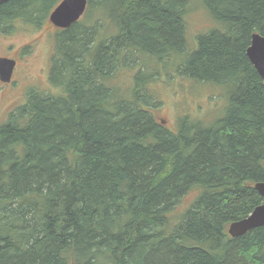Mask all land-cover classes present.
I'll return each mask as SVG.
<instances>
[{
    "label": "trees",
    "instance_id": "16d2710c",
    "mask_svg": "<svg viewBox=\"0 0 264 264\" xmlns=\"http://www.w3.org/2000/svg\"><path fill=\"white\" fill-rule=\"evenodd\" d=\"M60 1L7 0L0 31L41 26ZM202 2L223 27L193 49L189 0H88L59 29L57 91H28L0 125V264H264V226L228 231L264 201V79L246 54L264 35V0ZM137 58L160 68L137 69L128 97L114 77ZM171 70L222 87V117H180L176 130L158 119L148 86Z\"/></svg>",
    "mask_w": 264,
    "mask_h": 264
},
{
    "label": "rangeland",
    "instance_id": "374dc122",
    "mask_svg": "<svg viewBox=\"0 0 264 264\" xmlns=\"http://www.w3.org/2000/svg\"><path fill=\"white\" fill-rule=\"evenodd\" d=\"M184 19L185 35L191 49L197 46V39L201 35L207 34L212 29L223 27L220 22L210 16L202 0H189ZM58 32L59 28L50 25L49 22L35 26L17 20L12 31H0V56L19 57L12 82L3 83L0 80V125L8 119L12 110L26 101L28 91L33 89L50 93L57 91V88L50 83L49 69L54 50L58 48L55 40ZM26 46L28 49L24 52ZM180 58L182 57H173V67H176L178 62L175 60ZM137 59L135 64L138 68L125 67L114 77L115 84L119 85V89L122 88V93L127 94L128 97H132L129 90L132 91L133 74L137 69L146 68L144 65H148L147 67L152 69L149 71L156 73L158 71L156 68L159 67V61ZM174 71L168 72L172 75L160 71L162 77L155 74L152 82L149 83L148 88L152 85L154 87L149 90L151 97L147 99L153 107L156 104L157 108L153 109V113L158 119H163L167 127L176 130L180 117L188 116L189 119L198 120L207 125L222 117L227 104L222 87L213 86L212 83L200 84L188 79L180 71L178 73ZM145 94L146 89L141 96L145 98ZM198 195L197 188L188 191L175 206L170 218L177 221Z\"/></svg>",
    "mask_w": 264,
    "mask_h": 264
},
{
    "label": "water",
    "instance_id": "95a60500",
    "mask_svg": "<svg viewBox=\"0 0 264 264\" xmlns=\"http://www.w3.org/2000/svg\"><path fill=\"white\" fill-rule=\"evenodd\" d=\"M6 1L0 0V4ZM87 6L88 0H61L50 13L49 20L57 27L68 28L80 19ZM246 54L259 75L264 79V35L257 32L253 33ZM15 65V59L0 57V78L2 81L9 82L11 80ZM255 188L264 198V182H257ZM258 226H264V201L246 217L231 222L228 231L232 236H239Z\"/></svg>",
    "mask_w": 264,
    "mask_h": 264
},
{
    "label": "flooded vegetation",
    "instance_id": "af4514ba",
    "mask_svg": "<svg viewBox=\"0 0 264 264\" xmlns=\"http://www.w3.org/2000/svg\"><path fill=\"white\" fill-rule=\"evenodd\" d=\"M15 59L17 60V65H16V67H15V69L17 68V66H18V61H19V57H15ZM14 76V75H13ZM13 80V79H12Z\"/></svg>",
    "mask_w": 264,
    "mask_h": 264
}]
</instances>
